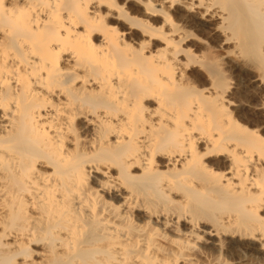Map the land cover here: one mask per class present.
Listing matches in <instances>:
<instances>
[{
	"label": "bare ground",
	"instance_id": "6f19581e",
	"mask_svg": "<svg viewBox=\"0 0 264 264\" xmlns=\"http://www.w3.org/2000/svg\"><path fill=\"white\" fill-rule=\"evenodd\" d=\"M261 113L264 0H3L0 264H264Z\"/></svg>",
	"mask_w": 264,
	"mask_h": 264
},
{
	"label": "snow or ice",
	"instance_id": "6c2138e0",
	"mask_svg": "<svg viewBox=\"0 0 264 264\" xmlns=\"http://www.w3.org/2000/svg\"><path fill=\"white\" fill-rule=\"evenodd\" d=\"M2 3H3V0H0V4H2ZM177 21H178L179 24H188L187 21L181 20L180 17H177ZM188 26H191V25L188 24ZM240 95H241V97H242L243 99H247V98H245V97L243 96V92H241ZM238 102H239V101H238ZM249 103H255V101H249ZM260 115L264 116V113H261Z\"/></svg>",
	"mask_w": 264,
	"mask_h": 264
}]
</instances>
